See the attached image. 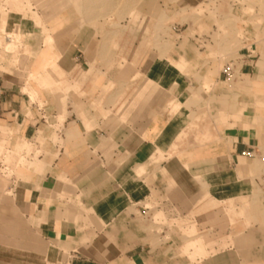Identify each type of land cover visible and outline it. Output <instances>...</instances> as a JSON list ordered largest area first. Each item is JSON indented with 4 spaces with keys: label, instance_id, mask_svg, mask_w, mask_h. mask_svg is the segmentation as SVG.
Here are the masks:
<instances>
[{
    "label": "crops",
    "instance_id": "0c3cea01",
    "mask_svg": "<svg viewBox=\"0 0 264 264\" xmlns=\"http://www.w3.org/2000/svg\"><path fill=\"white\" fill-rule=\"evenodd\" d=\"M75 1L0 0V131L43 152L0 208V264H264V45L247 6L127 0L148 33L99 19L110 0ZM199 7L229 16L234 44L192 30Z\"/></svg>",
    "mask_w": 264,
    "mask_h": 264
},
{
    "label": "rangeland",
    "instance_id": "374dc122",
    "mask_svg": "<svg viewBox=\"0 0 264 264\" xmlns=\"http://www.w3.org/2000/svg\"><path fill=\"white\" fill-rule=\"evenodd\" d=\"M70 1H72L73 4L76 3L75 0ZM230 1H237L247 6L246 10L249 14H252L251 20L254 27L256 28L255 33H257V36L259 38H263L261 41L264 45V0ZM127 4H129L127 0H110L109 3L103 4L97 8L99 14H101L99 19H104L106 21V18L108 17L107 19H110L111 21V18L113 17L114 23H112V27L117 30L118 27H120V21L129 16L135 20V25L131 27V31H146L148 33L151 32L148 24L144 22L137 23L140 19L136 16L132 4L130 9L125 10V5ZM41 10H43V8H41ZM78 10L81 9L79 8ZM194 12L196 13V17L194 19H189V22H191L190 27L192 28V30H194L193 28H195L201 33L209 32L210 30L213 31V37L214 39H216L215 41H217V45H220L223 40L225 44H234L233 38L235 29L232 26V23L224 24L220 22L221 19H223L222 21L227 20L226 18H228L229 16L225 15L224 18H220L221 15L219 16V9L210 7H199L198 9H194ZM231 12L232 11L229 9L228 13L230 14ZM206 16L212 19L215 25H207L201 23L203 18ZM187 30H190L188 23L181 25L180 31L177 32H185ZM16 49L17 46L15 47L14 45V47H11L7 50L17 52ZM38 81H40V79ZM0 141V208H8L9 198L7 193L10 191L12 181L16 178H19L22 172H28L34 169L35 164H31L30 162L33 160H37L38 156L43 152L33 151V146L26 142H14V140L11 141L10 134L5 130L0 131ZM17 142L21 144L16 145ZM73 259L74 258L70 255V253H67L62 261L50 264H74L76 262H74Z\"/></svg>",
    "mask_w": 264,
    "mask_h": 264
},
{
    "label": "built area",
    "instance_id": "2783aa9c",
    "mask_svg": "<svg viewBox=\"0 0 264 264\" xmlns=\"http://www.w3.org/2000/svg\"><path fill=\"white\" fill-rule=\"evenodd\" d=\"M174 30L175 31H180V26L175 25L174 26ZM221 73L224 75L225 79L227 80H232L235 77V68H234V63L233 62H229L227 64H225L222 68H221ZM3 95V89L0 86V100L2 98ZM243 155L248 156V157H255L257 155L255 149H246L242 152ZM262 159L264 160V157H262ZM262 182L264 184V176L262 178ZM143 215L147 216L148 215V208L143 209Z\"/></svg>",
    "mask_w": 264,
    "mask_h": 264
}]
</instances>
